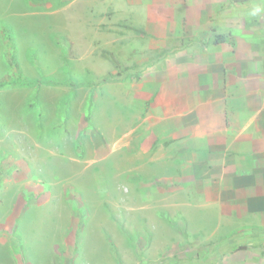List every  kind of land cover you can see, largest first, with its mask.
Returning a JSON list of instances; mask_svg holds the SVG:
<instances>
[{"label": "rangeland", "instance_id": "obj_1", "mask_svg": "<svg viewBox=\"0 0 264 264\" xmlns=\"http://www.w3.org/2000/svg\"><path fill=\"white\" fill-rule=\"evenodd\" d=\"M117 1L0 0V79L16 81L17 63L23 78L63 81L43 83L38 100L33 82L0 88V202L24 203L13 229L22 264H214L225 237L217 226H190L199 212L173 208L171 195L140 204L157 197L156 184L141 198L140 173L131 177L143 153L125 142L145 115L138 98L128 112L141 37ZM55 32L72 41L71 68ZM69 80L86 83L73 92ZM233 245L264 255V239Z\"/></svg>", "mask_w": 264, "mask_h": 264}, {"label": "crops", "instance_id": "obj_2", "mask_svg": "<svg viewBox=\"0 0 264 264\" xmlns=\"http://www.w3.org/2000/svg\"><path fill=\"white\" fill-rule=\"evenodd\" d=\"M118 4L141 37L128 112L138 98L145 115L125 142L143 153L131 177L140 173L141 198L156 184L157 197L140 204L171 195L173 208L199 212L190 226H217L225 237L214 264H264L263 254L233 245L264 239V0ZM214 34L230 39L214 43ZM23 204L0 202V264H22L13 229Z\"/></svg>", "mask_w": 264, "mask_h": 264}, {"label": "trees", "instance_id": "obj_3", "mask_svg": "<svg viewBox=\"0 0 264 264\" xmlns=\"http://www.w3.org/2000/svg\"><path fill=\"white\" fill-rule=\"evenodd\" d=\"M1 30L5 36V38L8 40L9 43H12V45H14V34L12 32V29L9 25L2 23L1 26ZM53 39L55 40V42L61 47L62 49V54H63V58L65 61V64L67 67L71 68L72 67V63L69 61L68 59V53L66 52V48L68 47V52H70V47L72 45V41L70 40V38L65 35L64 33H60V32H55L53 33ZM230 39L229 35H223V34H214V38H213V42L214 43H220V42H224ZM102 55L104 57H107L109 59H111L113 62L117 63V59L114 56L113 52L107 49H104L102 51ZM11 57L13 58V60L15 59V51L11 52ZM17 69H18V78L15 80H7L5 78L0 79V88L4 87L5 85L11 84V83H32L35 84L36 86V90L35 93L33 95L35 100H38V88L43 84V83H53V84H57V83H61L63 82L60 79H55V78H50V77H40V78H36L33 80H29L26 78H23L20 68L18 66L17 63H15ZM70 86H71V90L74 92L79 86H81L82 84H85L86 82L82 81V82H78L75 80H69L68 81ZM93 93H94V89L92 88L91 90V95H90V99L92 101L93 98ZM91 104V103H90ZM114 247V244H112Z\"/></svg>", "mask_w": 264, "mask_h": 264}]
</instances>
